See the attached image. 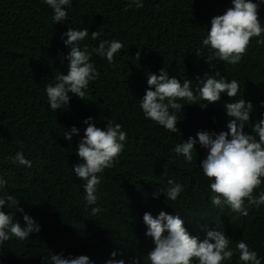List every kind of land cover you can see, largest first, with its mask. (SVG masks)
<instances>
[{"label": "trees", "instance_id": "obj_1", "mask_svg": "<svg viewBox=\"0 0 264 264\" xmlns=\"http://www.w3.org/2000/svg\"><path fill=\"white\" fill-rule=\"evenodd\" d=\"M258 3L259 0H253ZM130 0H72L65 8V23H53V10L44 0H0V177L7 186L0 197L11 195L19 199L37 224L39 233L20 241L12 238L0 247V264H48L51 255L65 257L85 255L92 264H106L112 252L116 259L131 264V257L141 258L154 244L145 236L147 228L139 215L144 210L164 209L170 215L177 211L196 223L190 210L193 186L202 191L207 200V186L203 178L188 171H180L176 178L184 192L176 202L166 200L159 192L165 179L175 180L183 164L173 151L181 141L175 136L164 147L159 137L174 135L151 124L144 118L129 92L121 91V84L132 85L137 95L139 83L148 73L159 74L167 68L169 77L183 82L190 79L195 92L196 77L216 71L229 82L238 81L240 92L230 99L226 93L221 100L202 109L200 105H185L177 126L190 127L199 120L205 131H227L226 103L243 98L253 105L250 123L245 132L264 118V45L253 38L247 55L236 65H228L211 57L202 44L211 27V19L223 15L232 0H143V8H128ZM127 9V10H126ZM264 26V3L259 6ZM87 28L89 37L81 43L89 49L102 40H119L124 47L114 56V63L93 54L92 63L100 73L90 83L86 98L81 101L69 93V106L52 111L48 104L46 85L55 76L67 74L70 49L62 35L68 28ZM100 32L97 40L91 33ZM264 38V37H261ZM66 39V37H65ZM199 50L200 56H196ZM137 52L140 59L136 60ZM106 106L108 111L106 112ZM178 114V113H177ZM93 118L97 127L106 128L108 120L119 123L127 133L124 151L115 167L100 175L96 205L88 206L83 199V184L71 177V170L81 163L76 155L84 137V121ZM75 126L78 135L71 142L64 139L65 131ZM181 132L179 133V135ZM32 167L12 164L8 157L20 150ZM264 191V183L257 194ZM156 197V198H154ZM92 207L101 211L93 216ZM3 210L6 214L15 209ZM247 217L229 215L221 209L207 208L203 219L219 225L223 217L244 225L240 236L250 243L259 255L264 254V205L248 208ZM15 220L24 226L23 214L15 213ZM122 253V255H119Z\"/></svg>", "mask_w": 264, "mask_h": 264}, {"label": "clouds", "instance_id": "obj_2", "mask_svg": "<svg viewBox=\"0 0 264 264\" xmlns=\"http://www.w3.org/2000/svg\"><path fill=\"white\" fill-rule=\"evenodd\" d=\"M44 3L53 10V23H65L68 12L65 8L72 6V0H44ZM264 0L254 3L253 0H232V6L225 10L223 15L211 19V27L202 40L208 48L211 57L228 65L239 64L247 55V50L253 38L258 45H264V26L259 17V6ZM143 8V0H130L128 8ZM127 10V9H126ZM101 33H91V39L97 40ZM66 37V39H65ZM89 37L87 28L76 30L69 27L62 35L66 47L70 49L67 56V74L60 73L54 78V85L47 84L45 91L48 104L52 111L61 110L69 106L72 95L84 101L90 83L99 79L100 73L94 63L93 54L106 58L109 64L114 63V56L124 47L119 40H102L98 47L89 49L81 43ZM200 56L199 50L195 53ZM140 59L137 52L136 60ZM198 84L193 91L190 79L181 82L176 77H169L167 68H162L159 74L148 73L147 79L139 83L137 95H133V87L128 82L121 84V91L129 92L136 106L141 109L146 120L151 124L174 135L159 137L162 145L167 148L170 139L177 136L181 141L173 151L178 154L183 163L177 173L188 171L201 176L207 186V200L201 199L202 191L193 186L191 191L192 203L190 210L193 217L199 216L196 223L189 225V221L179 214L170 215L164 209L144 210L139 215L147 231L145 236L151 238L154 247L146 255L143 264H264V254L259 255L253 249L250 230V243L239 235L244 225L225 217L219 219V225L211 220L203 219L208 207L221 209L229 215L247 217L248 208H260L264 205V191L257 194V190L264 183V118L259 119L251 132H245L246 124L250 123V113L253 111L251 102L243 98L235 102L226 103L228 118L227 131L219 133L205 131L200 120L190 127L177 126L181 122L179 112L184 106L200 105L206 109L209 105L221 100L226 93L232 99L240 92L237 80L230 82L221 77L216 71L214 74L205 73L203 77H196ZM264 107V103L261 104ZM106 112L109 110L106 106ZM178 113V114H177ZM86 125L84 137L78 144L76 155L81 163L70 169L71 177L83 184V199L88 206L98 202L97 190L101 184L100 175L115 167L124 151L127 142V133L123 126L108 120L106 128L95 125L93 118L84 121ZM177 125V126H176ZM181 134L179 135V133ZM79 130L73 126L65 131L64 139L71 142ZM21 148L9 161L18 166L32 167V161L24 154ZM7 186V181L0 177V191ZM159 192L166 200L176 202L184 192L183 185L177 178L165 179ZM156 198V197H154ZM19 199L11 195L0 197V209L5 206L15 209V212L6 214L0 210V247L12 238L20 241L29 239L30 234L39 233L41 226L24 209L18 207ZM101 209L92 207L91 214L97 215ZM23 214L24 226L15 220V213ZM118 253L112 252L111 259L106 264H125L123 259H116ZM122 255V253H119ZM131 264H141V258L131 257ZM48 264H92L85 255L65 257L63 253L51 255Z\"/></svg>", "mask_w": 264, "mask_h": 264}]
</instances>
